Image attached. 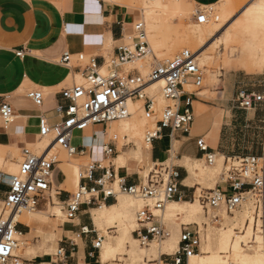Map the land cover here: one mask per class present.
Returning <instances> with one entry per match:
<instances>
[{"label":"crops","instance_id":"0c3cea01","mask_svg":"<svg viewBox=\"0 0 264 264\" xmlns=\"http://www.w3.org/2000/svg\"><path fill=\"white\" fill-rule=\"evenodd\" d=\"M188 2L201 7H211L221 4L224 0ZM247 15L251 19V23L246 26V30H249L253 23L258 22L264 15V0L247 12ZM140 17L137 10L110 0H0V106L3 102L11 104L16 115L15 122L10 127H6L0 118V143H9L18 149L36 143L39 117L44 116L51 125L60 119L58 105L62 100L59 93L67 87L71 76L81 74L79 70L60 65V59L66 53L74 57L79 54L97 56L99 61L107 52L117 55L122 47L133 42V25ZM106 45H110L109 50H106ZM18 52H22L23 56L19 57ZM235 77L221 80L220 91L217 92L221 97L215 102L216 105H204L198 95L193 93L195 97L191 98L195 118L189 134L182 131L171 133L170 129H165L160 139L153 141L151 149L148 148V159L152 163H171L180 174L179 193L176 199L166 206L164 212H179L188 217L195 215L197 200L193 195H197L201 189H211L216 185H213L209 176L214 168L202 167L206 160L205 153L198 147L200 139L205 141L208 152L216 155L218 162L225 160V157L263 155L264 136L261 137L254 126L264 124V104L256 109L243 110L237 107L236 99L243 91L263 94L264 76L260 78L257 90L248 89L244 81ZM36 89L47 92L42 108H36L26 96L28 91ZM203 106L209 110L204 111ZM92 129L90 134L81 133L80 148L83 147L85 153L75 156L103 165L108 163L106 167L114 169L117 177L124 178L127 185L142 182L144 171L135 163V158L144 155L138 154L137 143H134L135 149L129 151H119L118 146L116 156L110 160L103 158L101 147L108 142V136H117L115 132L120 134L121 125L113 126L112 129L109 125L107 128L97 129L94 126ZM76 137L78 135H75L74 139ZM96 148L100 150L97 158L94 157ZM71 165L59 161L53 174L52 189L56 195L55 200L62 205L59 210L62 215L65 214L66 202L74 194L67 186L70 182L66 183ZM82 173H79L78 184L71 181L72 185L92 187V183L81 179ZM102 174L103 172L99 171L95 173L94 178L97 179ZM7 175L11 176L9 173ZM57 177L61 179L58 183ZM120 195L122 196L119 198L118 195L117 199H104L103 195L99 194L92 204L87 203L81 207L73 221L66 220L61 225L55 221L53 227L56 239L50 243L51 249L48 252L45 250L48 241L41 243L36 249H39L38 253L43 254L40 253L37 260L31 259L32 264H120L121 261L117 260L109 262L117 250L126 252L123 254L124 259L130 264L152 263L160 260L162 255H174L172 252L179 244L181 227L175 224L167 227L171 237L160 244L161 250L159 247L155 250L151 247L152 244L146 250L139 249L134 231L129 229L138 204H132L123 194ZM33 212H36L38 217L19 223L30 229L52 223L48 214L37 210ZM241 214L243 213L228 217L223 213L226 222L223 230L234 224ZM51 216L56 218V215ZM117 220L124 223L122 232L110 231L106 237L103 236L101 229L107 224L106 221ZM211 230L213 226L210 224V227L205 229V239ZM20 231L22 234L17 233L20 237L17 239V250L21 256L17 257L26 261L29 249L26 239L30 233H25L24 227H20ZM114 233L115 235H112ZM204 236L205 234L202 239ZM98 238H103L100 250L94 248ZM61 250V255H58ZM200 254L201 252L197 256ZM147 257L153 258L147 261ZM166 259L173 260V257ZM24 261L19 264H25Z\"/></svg>","mask_w":264,"mask_h":264},{"label":"built area","instance_id":"2783aa9c","mask_svg":"<svg viewBox=\"0 0 264 264\" xmlns=\"http://www.w3.org/2000/svg\"><path fill=\"white\" fill-rule=\"evenodd\" d=\"M198 24H207L209 15L199 10L196 15ZM134 39L131 45L122 47L117 55L107 54L101 57L66 53L59 64L69 69L79 70L82 83H74L59 93L58 105L60 119L51 125L44 116L39 117V140L49 145L42 154L25 147L21 151L19 172L8 176L0 172V200L3 201L5 214L0 216V264H16L14 253L18 247L16 234L20 223L16 216L24 212H33L43 205H55L52 189L53 174L58 156L53 154L56 146L61 147L70 157L85 149H77L72 142L75 132L84 133L96 125L108 127L113 122L124 121L131 117L130 103H140V110L147 120L155 119L158 105L155 97L147 93L151 84L163 80L161 96L165 102H171L161 112L156 129L147 134L150 144L160 139L165 129L171 133L182 131L189 134L194 123L193 100L195 97L187 88H201L204 71L199 63V55L184 50L173 59L157 62L151 70L142 75L136 70L125 67L152 55L147 41L145 26L141 20L133 25ZM19 57L23 56L18 52ZM27 99L36 108H42L46 99L44 91L36 89L27 92ZM186 98L184 109L181 99ZM264 104V93L243 91L236 99V105L243 110L256 109ZM0 118L7 127L16 118L11 104L3 102L0 106ZM106 132V131H105ZM118 137L108 139L101 147L105 160L118 154ZM199 149L205 153L208 166L216 164V155L208 152L203 139L198 141ZM147 175L137 185H127L124 178H118L115 170L103 163L90 162L84 168L81 179L93 184L92 187L80 185L66 202L67 221L76 219L84 204H92L99 194L104 199H117L120 194L139 199L144 207L136 214L137 228L133 232L141 246L162 243L170 237L169 229L163 221L166 205L174 201L179 193L180 174L176 167L167 162H153ZM103 174L95 179L97 172ZM5 189V190H3ZM204 211L210 217L211 224L221 227L225 219L223 213L234 216L249 210L245 225L237 229L238 244L243 250L256 249L264 258V153L262 156L242 155L225 157L219 181L213 189H201L197 195ZM8 214V215H6ZM103 238H98L94 248L100 250ZM202 231L197 224L183 225L178 251L174 255H162L160 261L153 264H188L189 259L201 252ZM62 250L58 255H61ZM173 257V260L166 258ZM121 264H125L121 262Z\"/></svg>","mask_w":264,"mask_h":264},{"label":"rangeland","instance_id":"374dc122","mask_svg":"<svg viewBox=\"0 0 264 264\" xmlns=\"http://www.w3.org/2000/svg\"><path fill=\"white\" fill-rule=\"evenodd\" d=\"M113 3H117L124 6H129L130 8H133L137 10L140 13V20L142 23H144L145 26V33L147 37V41L151 47L152 55L149 57L138 61L134 64L127 65L125 68L130 70H136L137 72L141 73L142 75H146L151 68L157 63V62H166L171 59H173L176 55L181 53L184 50H190L192 52H197L198 47L201 46L199 44V30L202 29V25L198 24L196 21V15L199 10L206 11L209 15V20L211 22H215V16L216 11H210L208 8H203L201 6L196 5V3L188 2V0H180L182 2L183 10L184 12H178V13H169V14H158L154 12V18H160L161 20H167L171 26L170 33L168 35L164 34H157L155 35V39L153 40L149 37V31L152 29V27L149 26V23L147 22V15L148 11H151L148 9V4L150 0H110ZM168 1V0H163ZM261 0H228L227 3L222 2L220 5H230L231 11H233V15L230 18L229 21H227L223 26L220 27L219 30L214 32V35L207 36L204 41V56L199 59V63L204 71V82L202 84L201 88H197L194 86H190L187 89L191 93H195L198 95V98L200 99V102H202L204 105H216V101H218L220 95L218 96L217 92L220 91V83L221 80L225 78H229L230 76H236L235 78L241 81H244L245 86L248 89H258V85L260 83V78L264 76V67H261V65H264V15L260 17V20L258 22H254L251 29L246 30L247 24L249 22L251 23V19L248 17L247 12L252 10L256 5L260 3ZM214 12V13H213ZM214 15H213V14ZM155 23L161 24L162 22L156 21ZM111 42V41H110ZM110 49V45H106V50ZM108 52L105 54L107 55ZM83 77L82 75H76L71 76L68 80L67 87H71L74 83H82ZM157 89V88H156ZM151 89L147 91L151 96L155 97L158 105V114L155 116V119L153 120H147L144 117V114L140 112V103H130V111L132 113V107L136 108V110L133 111L132 116L126 120V121H120L111 123L109 125L110 129L113 128V126L118 127L119 125L135 121V116H140V119L143 120L145 123L144 126L140 125L138 126L142 131V133L137 136L136 131L134 133H131V137L123 138L118 132H115V134L118 136V143H119V151H129L131 149H135L134 143H137L138 146L141 144L143 149H148L146 147V137L147 134L150 131H154L156 129V123L158 119L160 118V114L162 110L167 106L171 105V102H165L161 98V92L159 90L158 96L156 97L157 90ZM31 91V90H30ZM47 95V92H45ZM186 98L182 100V104L184 106ZM204 111H208L209 108L206 106H203ZM137 111V114H135ZM137 123V121H135ZM10 127V125H8ZM97 129L104 128V125H96ZM256 129V132L260 133V136H264V124H257L254 126ZM93 132V129H87L85 131L86 134H90ZM78 135L75 139H73L72 144L80 148L81 146V133L75 132L74 136ZM114 136H108V139H112ZM132 138V139H131ZM33 144V145H32ZM47 142L40 140L36 141V143H31L29 146L25 145L21 148H15L14 146L10 145L9 143L1 144L2 147H0V172H3L5 174L10 172V168L14 167L15 164L16 170L10 175H16L18 173L19 169V162L21 158V151L23 148L27 147L31 150H33L38 155L42 154V152L45 150V147L47 146ZM92 144V143H88ZM146 147V148H145ZM100 150L99 148H96L94 151V157L97 158ZM53 154L58 156V160L62 164H73L75 166H78V173H82L84 168L89 165L90 161L85 159H80L77 156L70 157L66 151H64L61 147L56 146L52 152ZM138 164L140 166V169L144 171V174L142 175L144 178L147 177L152 165V161L149 160L147 157H139L135 158ZM133 160V159H131ZM135 161V160H133ZM105 166H108V163L104 164ZM119 165V164H118ZM224 165V160L218 162L216 161L215 166L209 167L207 163H203L202 167L213 169L214 177L212 180L213 185L216 184L219 181L220 174L222 173ZM119 167V166H118ZM60 178L57 177L56 181L57 183L60 182ZM70 190L73 193H76L78 191V187L72 185L70 183L67 185ZM5 190V189H3ZM200 191V190H199ZM198 191V193H199ZM53 195H55L53 193ZM122 195H119V198ZM124 198L134 204L137 203L138 206L136 207L135 213L142 209L144 207V203L139 200L135 199L128 195H123ZM55 205H43L40 207L37 211L42 212L44 214H48L50 216V219H52V223L50 225H38L36 226V229H30L22 224H20V227H24L25 233H30V236L26 239V242L28 243V255L25 257L27 259L24 261L25 264H32V260H37L38 255L42 252H39L38 246L43 243L45 240L48 241V244H46L45 250L48 252L51 249V242L56 239V236L54 235V229L53 223L56 221L57 224L61 225L63 222L66 221L65 214H59V210L62 209V205L57 203V201L54 198ZM197 211L195 215H192L191 217H188L184 214H181L179 212L176 213H170L168 210L166 212H157L158 215L163 216V221L168 227L169 225L175 224L177 227H181L182 225H193L197 224L201 231L202 236L205 234L204 238L202 239V244L204 243L206 233L205 229L210 227L211 221L210 217L207 215V213L204 211V209L201 207L200 203L196 201ZM5 214L3 201L0 200V215ZM133 217L132 225L129 226L130 231H134L137 226V220L135 217ZM22 214L29 215L30 212H24ZM51 215H56L55 217H52ZM228 217H235L225 214ZM224 215V216H225ZM56 219V220H55ZM225 219V218H224ZM107 224L104 225V227L101 229L102 235L107 236L108 232L110 231H118L122 232L124 228V223L122 221H106ZM226 223V222H225ZM225 223L221 227H217L211 224L213 226V229L215 230H221L224 229ZM113 230H110L109 228H115ZM242 227L236 226L233 230V239L237 240L238 235L236 230L240 229ZM209 230V229H208ZM112 235H115L112 234ZM58 238V237H57ZM135 238V237H134ZM153 248L155 250L158 249L161 243L153 242L151 243ZM201 244V245H202ZM137 247L139 249L146 250V248L141 246L139 242L136 243ZM130 246V245H128ZM161 247V246H160ZM159 247V249H160ZM161 250V249H160ZM178 251V246L173 250L172 254L176 253ZM248 252H258L256 249H249V250H243L239 246V254L241 256H244ZM124 253L125 251L117 250L112 257L110 258V261H121L125 264H130L128 261L124 259ZM260 253V252H259ZM17 256H21V254L18 252V250L15 253ZM261 254V253H260ZM224 259L229 263H233L232 255L227 254L223 255ZM153 257H147L146 260H152ZM32 259V260H31ZM160 260H155L154 262H158ZM140 262V261H138ZM152 263H146V264H152ZM121 264V263H120ZM141 264H144L141 262ZM189 264V262H188Z\"/></svg>","mask_w":264,"mask_h":264},{"label":"bare ground","instance_id":"6f19581e","mask_svg":"<svg viewBox=\"0 0 264 264\" xmlns=\"http://www.w3.org/2000/svg\"><path fill=\"white\" fill-rule=\"evenodd\" d=\"M224 1H225L224 3L228 2V0H224ZM148 5H149L148 9L151 11H148V15H147L146 19H147V22L149 23V26L152 27V29L149 31V37L153 40H156L155 35H157L159 33L164 34V35H168L170 33V29H171V26L168 22V19L167 20H161L160 18L155 19L154 18V12L158 13V14H169V13L184 12L182 2L180 0H168V1L150 0ZM203 8H207V9L209 8L210 11H213V10L216 11L215 12L216 15L213 14L214 12L212 13L215 16V22L209 21L207 24H203L202 29L199 30V35H200L199 44H201V46L198 47V50H196L197 52H195L199 55V59H201L204 56L205 50L203 48L204 45H202V44H204L205 38L207 36L214 35V32L219 30L220 27L223 26L227 21H229L233 15V11L230 10L231 9L230 5L221 6L219 4V5H214L211 7H203ZM156 21H158V22L160 21L162 23L161 24L155 23ZM163 85H164L163 80H159V81L151 84L149 88H151V89L157 88L156 89L157 93L155 95L157 97L158 92H159V90L161 92V88L163 87ZM161 98H162V96H161ZM139 107H140V105H139ZM129 108H131L130 104H129ZM134 110H136V108L132 107V113ZM140 112H142V111L140 110ZM135 114H137V111ZM128 119H126V120H128ZM126 120H124V121H126ZM135 121H137V123H135ZM135 121H131V122L122 124L121 130H120V135L121 136L129 135L131 137L132 136L131 133H134V131H136L137 136H139L143 130H141V128L138 129L139 128L138 126L139 125H140V127L144 126L146 122L141 120L140 116H138V115H137V117L135 116ZM14 122H15V119H14ZM113 123H115V122H113ZM12 124H10V126ZM40 141L43 142L46 140H40ZM48 145H49V143L47 144V146ZM145 145H146V147L151 149V144L149 142H146ZM138 154L144 155L147 158L150 157L149 150L147 148L143 149L141 144H139ZM16 165L17 164H15V168L14 167L10 168L9 174L10 173L12 174L16 170V167H17ZM18 172H19V169H18ZM11 176H13V175H11ZM209 176L213 179V177L215 176L213 171L210 173ZM71 181L75 182L77 184L79 181L78 166H75L73 164L70 166L69 171L67 173L66 183H69V182L71 183ZM211 189H213V188H211ZM249 214H250L249 210L246 209L243 212V214L238 216L235 223L231 224L228 227L227 230H223V229L211 230L210 233L208 234L207 238L204 240V243L201 245V254L198 256L195 255V256L191 257L192 259L191 258L189 259V264H231L230 262L228 263L224 259L223 255H227V254L232 255V260H233L232 264H264V258L259 253V251L258 252H248L244 256H241L239 254L238 240L233 239V230L235 229L236 226L243 227L245 225L246 220L249 217ZM1 215H3V213ZM6 215H8V214H6ZM34 217H38V214L36 212H33L30 215L18 214L16 216V222H18V223L19 222H28L30 218H34ZM135 217H136V215H135ZM169 232H170V230H169ZM170 237H171V232H170ZM169 238H167V239H169ZM16 239H20V237L17 235ZM179 239H180V237H179ZM19 241H21V240H19ZM20 244L22 245V242H20ZM18 247H17V249H18ZM17 249L15 250V253H16ZM15 253H14L15 257H17V255ZM19 260L20 259L18 258L16 264H19V262H20Z\"/></svg>","mask_w":264,"mask_h":264}]
</instances>
